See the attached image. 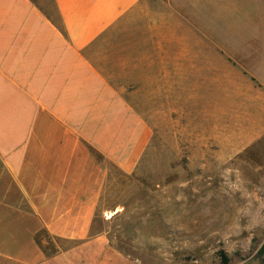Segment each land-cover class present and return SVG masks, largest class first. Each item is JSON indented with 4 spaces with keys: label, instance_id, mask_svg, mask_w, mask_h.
I'll return each mask as SVG.
<instances>
[{
    "label": "crops",
    "instance_id": "obj_1",
    "mask_svg": "<svg viewBox=\"0 0 264 264\" xmlns=\"http://www.w3.org/2000/svg\"><path fill=\"white\" fill-rule=\"evenodd\" d=\"M133 23L108 72L92 46ZM139 89L169 117L206 105L215 136L224 114L231 131L247 121L264 215V0H0V264H141L93 232L108 176L96 155L129 174L160 135L163 108L146 114Z\"/></svg>",
    "mask_w": 264,
    "mask_h": 264
},
{
    "label": "rangeland",
    "instance_id": "obj_2",
    "mask_svg": "<svg viewBox=\"0 0 264 264\" xmlns=\"http://www.w3.org/2000/svg\"><path fill=\"white\" fill-rule=\"evenodd\" d=\"M134 26H116L92 46L90 56L108 72L114 70L118 49L125 46L129 37L125 35L134 32ZM126 90L128 94L135 91ZM139 91L135 105L146 114L152 107L163 108L155 121L160 135L132 173L104 164L108 176L93 232L104 233L112 247L141 264H223V257L230 264L261 259L264 215L262 210L253 212L250 205V192L261 191V185L252 183L257 168L250 167V146L242 144L247 121H240L231 131L236 123L224 114L221 134H229L215 136L214 127L220 121L206 120L204 115L202 119L200 108L206 105L180 104L181 111L169 117L165 103L153 105L150 89ZM200 124L211 133L204 137L206 143L199 135L204 130ZM233 137L236 142L230 144ZM38 240L47 250L53 245L44 235Z\"/></svg>",
    "mask_w": 264,
    "mask_h": 264
},
{
    "label": "trees",
    "instance_id": "obj_3",
    "mask_svg": "<svg viewBox=\"0 0 264 264\" xmlns=\"http://www.w3.org/2000/svg\"><path fill=\"white\" fill-rule=\"evenodd\" d=\"M96 158L98 159V161H100V163H104L106 165H109L108 163H105L100 156L96 155ZM259 255H260V257H263L264 256V245L260 249ZM222 261H223V264H227L228 263V261L224 257H223Z\"/></svg>",
    "mask_w": 264,
    "mask_h": 264
}]
</instances>
